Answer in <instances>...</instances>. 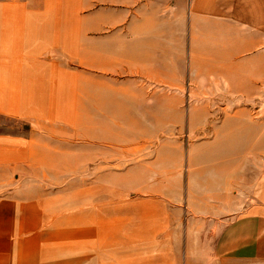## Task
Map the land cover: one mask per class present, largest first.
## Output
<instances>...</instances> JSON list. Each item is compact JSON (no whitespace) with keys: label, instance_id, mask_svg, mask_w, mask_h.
<instances>
[{"label":"crops","instance_id":"crops-1","mask_svg":"<svg viewBox=\"0 0 264 264\" xmlns=\"http://www.w3.org/2000/svg\"><path fill=\"white\" fill-rule=\"evenodd\" d=\"M116 76L128 93L186 80L264 98V0H0V264H264V170L249 188L188 185L198 225L146 195L100 204L107 177L47 189L59 142L128 114Z\"/></svg>","mask_w":264,"mask_h":264},{"label":"rangeland","instance_id":"rangeland-1","mask_svg":"<svg viewBox=\"0 0 264 264\" xmlns=\"http://www.w3.org/2000/svg\"><path fill=\"white\" fill-rule=\"evenodd\" d=\"M121 79L116 76L114 98L131 96L126 118L116 114L113 121H84V130H98L100 138L93 142L71 136L59 142L62 153L51 154L50 160L53 166L65 167L51 168L48 190L66 188L70 193L76 182L85 186L107 177L106 184L98 185L104 199L100 204L108 203L105 196L111 192L115 209L146 195L148 211L161 201L180 225H198L205 220L194 213L202 201H187L188 185L197 195L218 191L224 179L249 188L264 170V98L196 88L186 80L178 86L169 81L146 83L128 93ZM92 146L97 153L90 151ZM129 176L134 183L124 184ZM201 236L196 234L195 240Z\"/></svg>","mask_w":264,"mask_h":264}]
</instances>
